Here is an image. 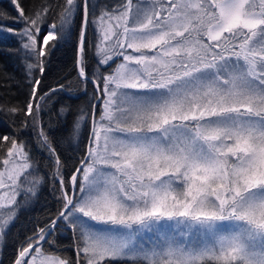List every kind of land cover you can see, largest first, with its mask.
I'll use <instances>...</instances> for the list:
<instances>
[{
  "label": "snow or ice",
  "instance_id": "1",
  "mask_svg": "<svg viewBox=\"0 0 264 264\" xmlns=\"http://www.w3.org/2000/svg\"><path fill=\"white\" fill-rule=\"evenodd\" d=\"M11 2L22 27L0 15V32L18 37L31 88L23 108L6 111L32 117L20 127L37 129L60 193L12 264H264V0H64L56 12ZM77 17V74L93 94L70 133L75 142L90 122L66 177L38 119L41 101L65 86L37 93L45 58ZM0 151L3 241L45 179L22 140L4 135ZM57 233L70 234L74 259L45 248Z\"/></svg>",
  "mask_w": 264,
  "mask_h": 264
},
{
  "label": "trees",
  "instance_id": "2",
  "mask_svg": "<svg viewBox=\"0 0 264 264\" xmlns=\"http://www.w3.org/2000/svg\"><path fill=\"white\" fill-rule=\"evenodd\" d=\"M26 12L29 9L40 7L44 3L52 5L53 11H59V5L64 0H21ZM100 5L115 4L118 0H96ZM0 15L5 17V26L20 28L22 25L14 22L18 13L11 0H0ZM91 19V16H90ZM50 22H57L55 15L49 16ZM79 17L74 22V30L62 40L48 55L45 63V72L41 77L42 87L38 95L51 88L63 84L64 90L52 93L45 101H41L38 114L39 123L44 127L57 148L61 159L66 162L65 176L71 171L76 160L83 155L84 147L88 141L90 122L85 121L81 127L80 135L74 142L71 138L73 124L81 108L91 111L90 103L93 94L91 83L83 85L77 74V32ZM92 24H89L87 40L89 42V71L95 67V36ZM51 43V42H50ZM120 58H117V63ZM30 62L23 56L18 37L8 32H0V137L15 136L17 141H23L29 155L39 162L40 175L45 182L41 185L39 195L25 203L17 212L16 219L8 229L0 245V264H12L17 249L31 236L37 227H43L47 220L54 216L59 207V185L53 186L51 182L52 164L47 153L37 144V129L31 126L21 129L22 121L31 122L32 117H25L23 113H9L6 109L11 107L23 108L29 101L31 77L28 75L26 64ZM115 67V64H113ZM103 71V69H101ZM36 74L33 73V76ZM87 89L85 94L84 89ZM70 89V91H69ZM35 107V105H34ZM66 109L61 113V109ZM99 105L96 107L98 117ZM35 114V113H34ZM7 147V142H4ZM4 153L0 151V156ZM70 234L57 233L54 237L55 247L45 245V248L56 255L74 259L75 253L68 238Z\"/></svg>",
  "mask_w": 264,
  "mask_h": 264
},
{
  "label": "rangeland",
  "instance_id": "3",
  "mask_svg": "<svg viewBox=\"0 0 264 264\" xmlns=\"http://www.w3.org/2000/svg\"><path fill=\"white\" fill-rule=\"evenodd\" d=\"M145 2H146V0H145ZM92 28H93V33H94V36H95V45L97 44V42H98V32H97V29H96V27L92 24V26H91ZM120 62V61H119ZM118 62V63H119ZM99 115H100V107H99V113H98ZM99 115H98V117L97 118H99ZM17 215V214H16ZM1 243H2V241H0V245H1Z\"/></svg>",
  "mask_w": 264,
  "mask_h": 264
},
{
  "label": "water",
  "instance_id": "4",
  "mask_svg": "<svg viewBox=\"0 0 264 264\" xmlns=\"http://www.w3.org/2000/svg\"><path fill=\"white\" fill-rule=\"evenodd\" d=\"M76 58H77V53H76ZM77 68V67H76Z\"/></svg>",
  "mask_w": 264,
  "mask_h": 264
}]
</instances>
